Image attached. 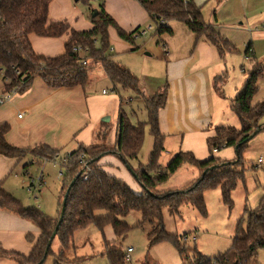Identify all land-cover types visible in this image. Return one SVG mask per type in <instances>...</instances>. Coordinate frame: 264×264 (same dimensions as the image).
Listing matches in <instances>:
<instances>
[{
	"label": "trees",
	"instance_id": "trees-1",
	"mask_svg": "<svg viewBox=\"0 0 264 264\" xmlns=\"http://www.w3.org/2000/svg\"><path fill=\"white\" fill-rule=\"evenodd\" d=\"M51 0H0V85L2 93L10 89L25 90L35 77H40L48 86H86L95 65H100L112 82V89L117 86L131 90L137 98L143 99L147 117L145 120L132 122L124 106L130 101L120 99L115 142L110 145L93 142L79 145L65 153L60 159L64 168V180L61 187V201L72 179L63 218L54 238H58L61 248L57 253L60 258L71 244L74 232L89 224L102 231L110 224L117 238L123 237L130 226L120 217L131 210L141 212L143 220L156 219L157 222L149 232L150 243L166 240L170 242L182 257H186V247L179 235L167 232L162 223V210L178 213L182 202H189L200 214L205 215L204 191L220 188L224 202L231 204L230 194L237 181L242 178L241 152L247 141L244 139L254 131L263 129L264 99L252 104V97L258 89L257 81L262 67L250 54L251 44H247L244 54L251 66L241 69L246 78L230 101V108L239 120V127L228 125L216 126L212 135L206 137L209 156L197 158L192 151H178L166 165H161L159 157L164 150V135L158 128V110L163 107L166 96V84L152 96H146L139 86V80L127 67L113 59L110 51L108 28L115 29L117 35L134 42V34L141 33L139 27L131 31L123 30L103 7L101 1L91 9L87 18L93 24L87 30H70L64 42V53L55 56L37 54L32 48L28 35L58 37L64 34L69 26L60 20L47 23L48 5ZM88 1V0H87ZM145 9L154 25L153 34L172 29L167 25L169 20L183 22L197 38L202 37L212 44L218 53L236 51V46L213 24L204 20L201 6L194 0H136ZM95 12L94 15L92 13ZM80 47L82 51H75ZM136 47V46H135ZM84 50V51H83ZM84 59V63L81 59ZM220 80V78L218 77ZM1 93V94H2ZM0 94V95H1ZM146 126H149L153 137L152 148L145 164L133 169L134 176L141 186V192L133 191L126 182L108 174L99 163L102 156L117 153L128 163L136 158L143 140ZM9 125L0 124V154L6 157L33 158L55 161L59 159V149L45 143L33 147H17L5 139ZM238 144V159L223 160L214 155L227 147ZM183 165H190L197 170L198 176L179 188L157 191L171 175ZM214 166L213 168H211ZM241 166V168H240ZM253 167V166H252ZM77 176V174L80 172ZM203 171L205 173L202 175ZM62 174V172H61ZM60 201V208H61ZM0 208L8 210L32 222L39 230V235L28 254L0 248V257L13 260L16 264H42L51 252L48 240L58 221L36 206L24 205L19 199L6 191L0 184ZM104 209L106 214L95 216L94 212ZM245 222L240 220L231 238L229 248L215 257L206 258L196 252L190 264H253L256 262V251L264 248V194L253 208L244 209ZM114 241H104L105 253L110 264H122L127 261V252H123ZM55 264H59L55 261Z\"/></svg>",
	"mask_w": 264,
	"mask_h": 264
},
{
	"label": "crops",
	"instance_id": "crops-1",
	"mask_svg": "<svg viewBox=\"0 0 264 264\" xmlns=\"http://www.w3.org/2000/svg\"><path fill=\"white\" fill-rule=\"evenodd\" d=\"M97 1L103 3L104 10L125 31H131L136 27L144 30V25L149 29L152 28L149 15L136 0ZM194 1L201 6L204 20L213 24L224 36L230 35L232 31V37H236L238 32L236 28H244V23L255 27L249 30L252 39L249 42L250 54L256 58L258 53H261L260 41L264 39V0ZM60 20L66 21L69 26L61 36H40L35 33L28 35L35 53L44 56L60 55L64 53V42L69 37L71 29L87 30L93 26L87 15L80 11L72 0H51L48 5L47 23ZM167 25L172 29V33L159 34L160 45L154 47L149 44L144 45L149 51L143 53L146 56L143 61L150 72L156 70L153 61L163 65L165 81L152 92L150 89L145 92L138 78L140 90L146 96H152L166 84L164 105L158 110L157 117L159 131L164 135V149L166 147L169 151H173L172 153L192 151L197 158L204 159L209 156L206 137L212 135L215 124L222 121L216 114L213 74L215 70L222 71L221 66L226 62L224 59L226 53L221 56L212 44L202 37L197 38L181 21L169 20ZM144 34H148V31H144ZM108 35L113 59L127 57L126 63L131 65L130 69H133L134 63L141 61V53L136 48L135 42L121 39L112 27L108 28ZM153 35H156L153 31L149 33V37ZM256 61L259 62L257 58ZM242 72L246 74L245 71ZM145 73L148 72L144 71ZM224 73L225 71L220 75ZM144 74L142 76H145ZM103 90L101 93L92 89L86 92L85 87L81 85L51 87L40 77H35L25 90H15L8 100L0 104V124L9 125L5 133L6 141L23 148L45 143L59 151L72 140L77 143V147L98 141L97 137L101 133L100 117L116 111L118 119L120 99L125 100L120 94L118 97L107 95V91L103 92ZM237 90L238 88L235 93ZM222 98H226L224 92ZM129 99L131 100V97L127 100ZM228 107L230 108V102L224 103V109ZM230 110L232 111L231 108ZM225 115L224 112L223 120ZM147 127L150 133L149 126ZM114 154L119 156L117 153ZM214 155L223 160L235 158L232 147L217 151ZM34 161H43L45 164L51 162V160L33 158L31 155L20 159L0 154L1 186L17 198L14 181L18 174L30 169L31 167L28 166ZM179 187L181 186L174 188ZM61 196L60 189L58 199ZM38 235L39 230L32 222L0 208V248L28 254ZM0 264L16 263L0 257Z\"/></svg>",
	"mask_w": 264,
	"mask_h": 264
},
{
	"label": "rangeland",
	"instance_id": "rangeland-1",
	"mask_svg": "<svg viewBox=\"0 0 264 264\" xmlns=\"http://www.w3.org/2000/svg\"><path fill=\"white\" fill-rule=\"evenodd\" d=\"M80 11L88 15L91 9L98 6L97 0H72ZM144 25L139 29L141 33L134 34V42L137 49L140 50V62L134 63L133 69H130L127 62L128 58H117L116 61L131 70L141 81V87L145 92L148 89L163 85L165 79L163 74V65L154 63L156 70L150 72L144 63L146 57L143 53L149 51L144 48L147 44L154 47L160 45L159 35L149 37L154 29ZM244 28L237 27L236 37L225 35L235 46L236 51L225 54V63H222L221 70H215L213 74L214 95L216 97V114L222 121L216 123V126L228 125L238 128L239 121L236 115L228 107L224 109V103H229L235 96L236 88H239L245 78L241 66L244 69L249 67L250 62L244 59L245 44L252 41L250 31L255 29L251 25L243 24ZM143 30V31H142ZM148 31V34H144ZM261 53H258L257 60L261 64L262 73L257 81L258 89L252 97V103L255 104L264 98V39L260 41ZM133 52V51H132ZM130 52V53H132ZM142 57V58H141ZM144 71L148 72L144 74ZM224 74L220 75L222 72ZM144 74L145 76H142ZM146 75H150L148 77ZM220 78V80L218 79ZM112 82L104 73L100 65H95L85 91L89 89L101 93L104 89L107 95L120 94L124 96L125 101L128 97L131 100L124 106L125 111L130 116L132 122L145 120L146 110L143 106V99L137 98L135 93L129 89L117 86L112 89ZM222 92L226 98H222ZM225 112V119L224 118ZM110 115V117H109ZM101 133L97 137V142L112 145L117 134V112L111 111L100 117ZM264 122V121H263ZM153 137L149 133L148 127L145 129L144 140L141 149L136 158L128 159L125 163L114 153H108L101 157L99 163L104 167L108 174H111L128 184L135 192H141V186L134 176L133 169L140 164H145L148 154L152 147ZM77 143L72 140L61 148L59 159L45 164L43 161L32 162L26 171L18 174L14 181V192L17 198L26 206L32 205L38 207L51 217H57L60 209V199H58L64 176V168L60 166V159L76 149ZM171 152V153H170ZM169 151L166 147L161 152L160 164L166 165L175 153ZM243 176L237 181L235 188L230 194L231 204L224 202L221 196L220 188H212L204 191L205 215L200 214L189 202H182L178 208V213L171 214L166 208L162 210V223L164 229L172 234L179 235L186 247V257H182L174 246L166 241L150 243L149 232L155 226L157 220H143L141 212L136 210L129 211L126 215L120 217L130 228L127 233L116 239L114 230L110 224H106L102 231L94 225L89 224L83 228L77 229L72 238L71 244L65 249L64 255L60 258L57 253L61 248L58 238L51 242V252L45 257L42 264H110L105 253L104 241H114V244L123 252L131 247V252L127 253V261L122 264H190L195 253H200L203 257H215L224 253L230 246L231 238L235 227L240 220L245 222L244 209L255 207L264 194V128L256 132L245 144L241 152ZM29 161V160H28ZM261 161V162H260ZM30 163V162H29ZM253 166V167H252ZM241 168V166H240ZM62 172V174H61ZM198 176L197 171L190 165H183L169 179L158 186L157 191L168 190L176 186H182L187 181ZM33 179V183L30 182ZM30 188L28 189V185ZM33 184V185H32ZM106 214L104 209H98L94 212L95 216ZM256 262L253 264H264V248H258L256 251Z\"/></svg>",
	"mask_w": 264,
	"mask_h": 264
},
{
	"label": "water",
	"instance_id": "water-1",
	"mask_svg": "<svg viewBox=\"0 0 264 264\" xmlns=\"http://www.w3.org/2000/svg\"><path fill=\"white\" fill-rule=\"evenodd\" d=\"M75 1H77V0H75ZM94 14H95V12L92 13V15H94ZM261 126H264V123H262ZM255 133H256V131H254L251 135H249L247 138H245V139H244V142H245V141H248V140H249V139H250ZM234 152H235V156H236L235 160H237V159H238V156H239V155H238V144L235 145V147H234ZM213 167H214V166H212L211 168H213ZM81 172H82V170L77 174V176H78L79 174H81ZM204 173H205V171H203L202 175H203ZM74 181H75V178L72 179V180L70 181V183H69V185H68V187H67V189H66V191H65V193H64V196H63L62 201H61L60 215H59L58 221H57V223H56V225H55V227H54V229H53V231H52V234H51V236H50V238H49V240H48V245L51 244L52 239H53V237L55 236V234H56V232H57V229H58V226H59V224H60V222H61V220H62V218H63V213H64L65 205H66V199H67V196H68L69 190H70L71 186L73 185ZM38 264H40V263H38Z\"/></svg>",
	"mask_w": 264,
	"mask_h": 264
},
{
	"label": "built area",
	"instance_id": "built-area-1",
	"mask_svg": "<svg viewBox=\"0 0 264 264\" xmlns=\"http://www.w3.org/2000/svg\"><path fill=\"white\" fill-rule=\"evenodd\" d=\"M143 33H144V32H143ZM74 49H75V51H77V52L82 51V49H81L80 47H75ZM83 51H84V50H83ZM245 59H248L247 55H245ZM84 61H85V60L82 58V59H81V62L84 63ZM15 90H16V89H10L9 91L2 93V94L0 95V104L3 103V102H5L6 100H8V99L11 97V95L15 92ZM103 92H104V90H103ZM260 162H261V161H260ZM31 183H33V179L31 180L30 185H31ZM30 185H29V188H30ZM32 185H33V184H32ZM131 250H132V248H131V247H128L126 252L129 253V252H131Z\"/></svg>",
	"mask_w": 264,
	"mask_h": 264
}]
</instances>
